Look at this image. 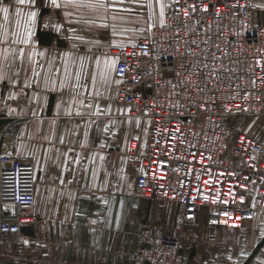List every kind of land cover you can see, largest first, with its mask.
Masks as SVG:
<instances>
[{"label": "crops", "instance_id": "obj_1", "mask_svg": "<svg viewBox=\"0 0 264 264\" xmlns=\"http://www.w3.org/2000/svg\"><path fill=\"white\" fill-rule=\"evenodd\" d=\"M252 2L264 22V0ZM57 3L0 0V7L9 8L8 20L0 12V119L8 124L27 118L15 138L0 139V151L32 163L36 217L28 226L33 237L23 234L27 243L0 240V264H140L133 255L143 245V227L172 233L180 206L136 193L143 171L138 155L150 118L131 115L115 100L119 80L109 51L133 45L161 24L156 0H108L106 12L79 6V0ZM30 12L37 13L34 23ZM39 29L54 36L41 44ZM97 107L103 111L93 115ZM205 209V219L193 218L183 228L181 259L185 264H242L264 236V212L230 228L210 225L211 210ZM246 224L249 234L242 236L237 229ZM262 260L264 244L248 264Z\"/></svg>", "mask_w": 264, "mask_h": 264}, {"label": "built area", "instance_id": "obj_2", "mask_svg": "<svg viewBox=\"0 0 264 264\" xmlns=\"http://www.w3.org/2000/svg\"><path fill=\"white\" fill-rule=\"evenodd\" d=\"M163 22L109 51L119 80L115 100L150 118L136 193L180 206L172 233L143 227L133 255L140 264H185L181 236L198 208L211 210L210 225L230 228L264 212V140L237 124L264 116L259 7L252 0H169ZM26 121L11 120L0 139L15 138ZM33 205L32 163L0 151V240L25 242L20 228L35 222Z\"/></svg>", "mask_w": 264, "mask_h": 264}, {"label": "snow or ice", "instance_id": "obj_3", "mask_svg": "<svg viewBox=\"0 0 264 264\" xmlns=\"http://www.w3.org/2000/svg\"><path fill=\"white\" fill-rule=\"evenodd\" d=\"M78 0H65V3L66 4H77ZM16 3L17 4H20V5H23L25 3H34V0H16ZM51 3L56 6V7H59L60 5L57 3V0H51ZM79 6H86V7H89L93 10H103V11H107L108 7H109V4H108V0H87V3L85 4L84 3V0H79ZM194 7V6H193ZM148 8L151 9L152 8V4L149 3L148 4ZM0 12H2L4 14V19L5 20H8V16H9V8L8 7H0ZM16 15L19 17L21 15L20 11L17 10L16 12ZM29 18L33 21H35V17L37 15L36 12H30L29 14ZM160 16H161V27L164 26V22H163V16H164V5L161 3L160 5ZM113 19H116L115 17H113ZM17 26L19 27V21H17ZM106 26V25H105ZM26 31L28 32V35L29 37L31 36V31L28 30L26 28ZM23 43H28V39H24L22 41ZM115 64V61H113V65ZM105 81V83H107V76H103L102 77ZM4 79V77L2 75H0V82H2ZM87 107H91V105H85ZM103 110L99 109V107H97V110L95 112H93V115H99L101 114ZM80 113L78 112L77 115H79ZM139 123V122H137ZM107 130V129H105ZM62 142V141H61ZM101 147H103V145H101ZM101 160L104 159V157H100ZM241 202H243V197H241ZM225 215H227V213H225ZM237 219H239V217H237ZM93 224L96 223L95 220L92 221ZM25 243H27V241H25ZM242 255H246V253H242ZM260 264H264V260H262L260 262Z\"/></svg>", "mask_w": 264, "mask_h": 264}, {"label": "rangeland", "instance_id": "obj_4", "mask_svg": "<svg viewBox=\"0 0 264 264\" xmlns=\"http://www.w3.org/2000/svg\"><path fill=\"white\" fill-rule=\"evenodd\" d=\"M161 3L164 5V8L167 7L166 0H156V4H157V8H158L157 12L158 13H160V5H161ZM140 18H141L140 19V25H141V27H143V25H144V23L146 21L144 20L145 19L144 16L140 15ZM147 30L142 29V32H146ZM237 124L239 126V129L250 133L254 137L258 138L259 140H264V116H249V117H246L243 120L238 119L237 120ZM7 139H11V137L7 138ZM206 212H207V210L205 208L200 209L198 212H196V214H195L196 218L194 217V219H197V220L205 219ZM245 222L248 223V221H245ZM244 226L245 227H243L242 229H237V230H239V233H241V235H242V233L249 234L250 225L246 224ZM242 236H244V235H242ZM232 248L233 247L229 246L228 247L229 251L232 250ZM229 251H228V253H229ZM13 252L15 254L24 253L22 249L20 251H18V249H14ZM226 255L228 256V254H226Z\"/></svg>", "mask_w": 264, "mask_h": 264}, {"label": "water", "instance_id": "obj_5", "mask_svg": "<svg viewBox=\"0 0 264 264\" xmlns=\"http://www.w3.org/2000/svg\"><path fill=\"white\" fill-rule=\"evenodd\" d=\"M42 12H44V9L42 10ZM41 12V13H42ZM37 36L39 38V42L41 44H46L47 42H49L51 40V38L54 36L51 33H46V32H42L40 31V29L37 31ZM9 120L7 119H0V127L4 126L7 124ZM1 141V140H0ZM20 232L22 234L28 235L29 237H33V228L32 227H28V226H22L20 228ZM264 244V236L260 239V241L256 244L255 248L252 250V252L250 253V255L245 259V261H243L242 264H248L249 261L254 257V255L256 254V252L261 248V246Z\"/></svg>", "mask_w": 264, "mask_h": 264}]
</instances>
